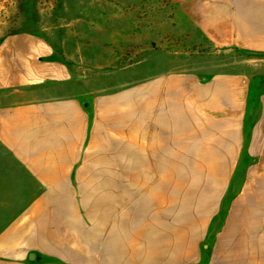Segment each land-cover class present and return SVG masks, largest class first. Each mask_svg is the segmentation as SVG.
<instances>
[{"label": "crops", "instance_id": "obj_1", "mask_svg": "<svg viewBox=\"0 0 264 264\" xmlns=\"http://www.w3.org/2000/svg\"><path fill=\"white\" fill-rule=\"evenodd\" d=\"M169 1L264 53V0ZM0 264H264L263 84L171 72L0 104Z\"/></svg>", "mask_w": 264, "mask_h": 264}, {"label": "rangeland", "instance_id": "obj_2", "mask_svg": "<svg viewBox=\"0 0 264 264\" xmlns=\"http://www.w3.org/2000/svg\"><path fill=\"white\" fill-rule=\"evenodd\" d=\"M171 72L264 86V53L215 46L169 0H0V104L89 100Z\"/></svg>", "mask_w": 264, "mask_h": 264}]
</instances>
